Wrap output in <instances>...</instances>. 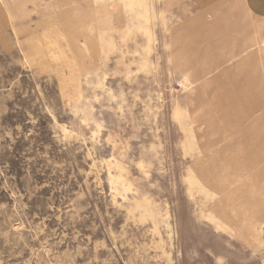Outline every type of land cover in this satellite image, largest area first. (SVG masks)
<instances>
[{
	"label": "rangeland",
	"instance_id": "obj_1",
	"mask_svg": "<svg viewBox=\"0 0 264 264\" xmlns=\"http://www.w3.org/2000/svg\"><path fill=\"white\" fill-rule=\"evenodd\" d=\"M255 104L244 0H0V264H264Z\"/></svg>",
	"mask_w": 264,
	"mask_h": 264
},
{
	"label": "crops",
	"instance_id": "obj_2",
	"mask_svg": "<svg viewBox=\"0 0 264 264\" xmlns=\"http://www.w3.org/2000/svg\"><path fill=\"white\" fill-rule=\"evenodd\" d=\"M244 4L254 16L264 19V0H244ZM261 104H255L249 109L250 111L247 110V117L264 116V105Z\"/></svg>",
	"mask_w": 264,
	"mask_h": 264
},
{
	"label": "bare ground",
	"instance_id": "obj_3",
	"mask_svg": "<svg viewBox=\"0 0 264 264\" xmlns=\"http://www.w3.org/2000/svg\"><path fill=\"white\" fill-rule=\"evenodd\" d=\"M88 99V98H87ZM94 122V121H93ZM96 122V121H95ZM100 124V123H99ZM98 124V125H99ZM97 125V124H96ZM101 129V128H100ZM99 131V130H98ZM97 131V132H98ZM96 132V133H97ZM93 134H94V132H93ZM108 139V138H107ZM114 143H115V141H113ZM121 145H122V143H121ZM119 146H120V144H119ZM117 147H115L114 149H116ZM123 149H124V144H123V147H122ZM118 149V148H117ZM126 149V148H125ZM115 151V150H114ZM118 151V150H117ZM122 151V150H121ZM121 153V152H120ZM123 153V152H122ZM118 155H119V153H117ZM115 155V154H114ZM116 156V155H115ZM117 158H119V156H117ZM121 158V157H120ZM115 159H116V157H115ZM117 160V159H116ZM122 160V159H121ZM124 161H125V159H124ZM118 162V165H120L121 163H122V161H117ZM115 164V163H114ZM124 167V166H123ZM119 175V174H118ZM111 181H112V183H115V184H119L125 191H127V190H129L130 188H131V182L129 181V180H127V178H125V176H123V175H119V176H112L111 177ZM148 203H151L150 201H148ZM153 210H154V207H153ZM154 212V211H153ZM166 220V219H165Z\"/></svg>",
	"mask_w": 264,
	"mask_h": 264
}]
</instances>
